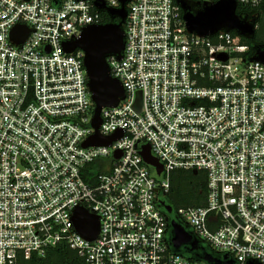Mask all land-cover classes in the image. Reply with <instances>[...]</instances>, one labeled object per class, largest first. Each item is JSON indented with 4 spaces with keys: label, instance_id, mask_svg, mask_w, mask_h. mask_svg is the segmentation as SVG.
Instances as JSON below:
<instances>
[{
    "label": "built area",
    "instance_id": "2783aa9c",
    "mask_svg": "<svg viewBox=\"0 0 264 264\" xmlns=\"http://www.w3.org/2000/svg\"><path fill=\"white\" fill-rule=\"evenodd\" d=\"M181 1L195 13L217 0L124 3L121 58L106 61L125 95L96 130L84 53L64 43L120 0H0V264L59 244L84 264H208L172 247V219L216 258L264 264V63L236 31H188ZM235 2L261 6L264 29L263 0ZM95 132L121 135L83 145ZM178 169L206 173V199L169 218L159 203ZM78 207L98 218L93 239L75 228Z\"/></svg>",
    "mask_w": 264,
    "mask_h": 264
},
{
    "label": "water",
    "instance_id": "95a60500",
    "mask_svg": "<svg viewBox=\"0 0 264 264\" xmlns=\"http://www.w3.org/2000/svg\"><path fill=\"white\" fill-rule=\"evenodd\" d=\"M127 0H120L121 6L118 9L106 8L109 15L118 17V22H107L101 24H91L85 26L80 36L64 43L67 52L80 49L84 53L83 63L88 77V86L91 98L94 103V112L91 123L97 130L101 118L100 110L104 106H114L125 93L120 82L110 74L106 57L114 55L121 58V51L124 46V28L123 23L126 16L124 3ZM98 8H105L103 3H95ZM183 9V18L188 31L196 32L199 35H213L219 29L226 28L233 30L242 36L253 34V26L245 19L236 14L235 0H217L211 4H204L195 13L189 10V6L181 1ZM264 9V0H263ZM27 35V29L23 25H17L11 32V39L14 42H22ZM264 63V49L257 48L254 56L251 58ZM121 133H115L112 136L102 137L99 133L92 134L83 145L91 144H110L111 140L119 137ZM141 154L146 163L154 167L159 174L162 170L158 160L152 156L149 145L141 147ZM159 205L167 212L171 213L170 204L160 201ZM73 221L77 231L88 239H93L98 232V218L89 213L85 208L78 207L73 213ZM171 244L175 250L181 247H188V250L198 249V242L192 239L191 235L175 219L170 221ZM186 247V248H187ZM211 257L208 254L203 255L202 259L208 264H234L231 260ZM247 264H260L249 261Z\"/></svg>",
    "mask_w": 264,
    "mask_h": 264
},
{
    "label": "trees",
    "instance_id": "16d2710c",
    "mask_svg": "<svg viewBox=\"0 0 264 264\" xmlns=\"http://www.w3.org/2000/svg\"><path fill=\"white\" fill-rule=\"evenodd\" d=\"M236 14L246 20H253L257 23L252 36H242V43L248 45L247 56L253 57L257 48H264V29L260 22L262 7H250L238 4ZM102 23L112 22L117 18H112L106 11L101 13ZM118 20V19H117ZM235 35L236 32L232 31ZM84 178L89 181L87 175ZM163 199L171 205L173 213L179 207L200 206L205 204L206 199V173L204 171L173 170L170 175V188L163 195ZM169 218H173V216ZM181 254L191 259H202L203 255L208 254L211 257H218L219 254L212 252L207 245L200 244L197 250L189 251L178 250ZM27 264H84V260L76 252L64 244L48 249L46 255L42 258H34ZM236 264V263H235Z\"/></svg>",
    "mask_w": 264,
    "mask_h": 264
},
{
    "label": "rangeland",
    "instance_id": "374dc122",
    "mask_svg": "<svg viewBox=\"0 0 264 264\" xmlns=\"http://www.w3.org/2000/svg\"><path fill=\"white\" fill-rule=\"evenodd\" d=\"M162 210H164L163 208H162ZM165 211V210H164ZM166 212V211H165ZM166 214H168V215H170V216H173L174 215V213L172 212L171 214H169V213H167L166 212ZM202 244H204V245H207L205 242L204 243H202ZM207 247H208V245H207ZM214 253H218L217 251L215 252V251H213Z\"/></svg>",
    "mask_w": 264,
    "mask_h": 264
},
{
    "label": "flooded vegetation",
    "instance_id": "af4514ba",
    "mask_svg": "<svg viewBox=\"0 0 264 264\" xmlns=\"http://www.w3.org/2000/svg\"><path fill=\"white\" fill-rule=\"evenodd\" d=\"M114 21L117 22V21H119V20L115 19ZM161 201H163L165 204H168L165 200H162V199H161Z\"/></svg>",
    "mask_w": 264,
    "mask_h": 264
}]
</instances>
